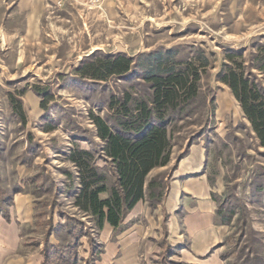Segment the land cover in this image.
Segmentation results:
<instances>
[{"label": "rangeland", "instance_id": "rangeland-1", "mask_svg": "<svg viewBox=\"0 0 264 264\" xmlns=\"http://www.w3.org/2000/svg\"><path fill=\"white\" fill-rule=\"evenodd\" d=\"M95 9L87 15L90 9L81 12L58 0L47 7L39 28L29 29L15 0H0V188L33 196L32 239L44 248L50 231L54 244H49L61 249L64 259L72 254L77 264H93L96 254L82 259L81 241L97 247L98 230L73 204L79 184L68 157L76 148L100 152L91 115L105 118L112 102L125 93L144 97L145 89L140 68L103 80L82 76L81 68L105 55L136 60L173 49L174 64L195 63L199 96L192 114L168 128L170 161L149 178L163 175L166 194L179 160L197 146L208 183L218 190L217 219L230 220L225 264H264V148L217 78L227 54L234 53L244 67L250 66V55L259 54L264 0H123ZM97 165L107 169L103 159ZM67 218L81 223L80 237L73 236ZM48 264L65 263L52 258Z\"/></svg>", "mask_w": 264, "mask_h": 264}, {"label": "trees", "instance_id": "trees-1", "mask_svg": "<svg viewBox=\"0 0 264 264\" xmlns=\"http://www.w3.org/2000/svg\"><path fill=\"white\" fill-rule=\"evenodd\" d=\"M173 52V49L155 50L139 55L136 60L122 53L105 55L81 68L82 76L93 80L126 77L140 68L139 78L145 89L144 97L125 93L114 104L112 102L111 113L105 118L91 115L96 136L102 142L100 152L76 148L68 157L79 184L73 204L92 219L97 230H101L104 223L117 228L142 200L156 208L165 198L164 176L149 178V174L168 165L171 148L168 128L192 114L191 108L199 96V73L195 63L176 65ZM258 53L250 55L249 61L251 68L256 66V73L250 66L244 67L242 62L236 61L234 53H229L217 78L230 89L249 121L258 145L264 148V45ZM202 65L206 67V60ZM20 117L24 122L23 115ZM99 158L106 162L107 169L97 165ZM23 164L28 162L25 160ZM18 190L15 188L14 193ZM101 194H107V198L101 199ZM11 201L12 194L0 188V216L8 215L7 207ZM216 214L220 215V205ZM229 221L226 217L219 220L222 224ZM66 222L72 223L73 236L80 237L81 223L72 218H67ZM49 236L50 231L44 238L42 264H48L52 258L75 264L74 255L64 259L61 249L49 244ZM159 246L161 256L157 264H180L169 260L176 250L168 245L166 232Z\"/></svg>", "mask_w": 264, "mask_h": 264}, {"label": "crops", "instance_id": "crops-1", "mask_svg": "<svg viewBox=\"0 0 264 264\" xmlns=\"http://www.w3.org/2000/svg\"><path fill=\"white\" fill-rule=\"evenodd\" d=\"M57 1L15 0V3L26 15L27 27L38 29L47 7ZM109 1L116 0H106L103 5ZM75 6L81 12L89 11ZM95 11L90 9L87 15ZM203 168L201 151L192 146L172 172L163 202L156 208L149 207L146 200L138 202L117 228L104 223L97 233V247L81 241L82 259L93 253L96 254L93 264H157L161 256L159 242L166 232L168 245L176 250L169 260L180 264H225L222 253L228 224L217 219L218 204L211 195L218 190L216 184L214 187L208 183ZM104 195L100 198H107ZM35 206L30 194H12L8 215L0 216V264L43 263V242L32 239L28 230L35 222ZM50 237L49 243L54 244Z\"/></svg>", "mask_w": 264, "mask_h": 264}, {"label": "built area", "instance_id": "built-area-1", "mask_svg": "<svg viewBox=\"0 0 264 264\" xmlns=\"http://www.w3.org/2000/svg\"><path fill=\"white\" fill-rule=\"evenodd\" d=\"M71 4L86 7L88 9L100 8L106 0H68ZM123 1V0H116Z\"/></svg>", "mask_w": 264, "mask_h": 264}]
</instances>
